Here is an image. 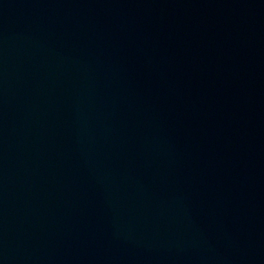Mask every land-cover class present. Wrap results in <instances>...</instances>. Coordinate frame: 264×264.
Masks as SVG:
<instances>
[{"label": "water", "instance_id": "obj_1", "mask_svg": "<svg viewBox=\"0 0 264 264\" xmlns=\"http://www.w3.org/2000/svg\"><path fill=\"white\" fill-rule=\"evenodd\" d=\"M0 264H264V0H0Z\"/></svg>", "mask_w": 264, "mask_h": 264}]
</instances>
